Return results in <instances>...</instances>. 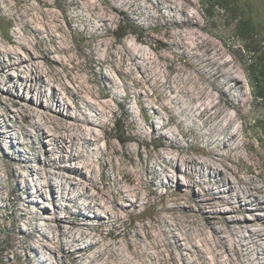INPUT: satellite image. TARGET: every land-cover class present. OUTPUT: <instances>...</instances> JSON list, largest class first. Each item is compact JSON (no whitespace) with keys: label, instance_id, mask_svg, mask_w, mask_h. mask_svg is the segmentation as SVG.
I'll return each instance as SVG.
<instances>
[{"label":"rangeland","instance_id":"rangeland-1","mask_svg":"<svg viewBox=\"0 0 264 264\" xmlns=\"http://www.w3.org/2000/svg\"><path fill=\"white\" fill-rule=\"evenodd\" d=\"M7 1L15 8L12 12L0 8V43L10 48L16 45L11 37L20 23L16 9L26 2L0 0V5ZM50 1V5L41 4L53 12L44 19L46 27L57 35V45L62 39L68 47L67 52H55L53 56H61L66 70L77 74L78 80L92 90L86 96L82 92L85 99L104 106V113L90 108L91 104L85 110L93 119H103V126L94 128L99 134L97 145L106 147L108 153L100 158L97 153L89 155L95 167L96 187L87 195L78 194L82 187L62 191L50 171L47 178L52 187L45 186L40 194L37 189L45 175L36 174L32 168L36 166L40 172L43 168L53 170L48 163L57 153L51 152L45 135L36 132L30 118L14 116L16 106L5 109L6 114L0 115V264H161L166 248L187 254L196 248L187 237L202 238L195 235L196 219L206 220L199 204L205 202L202 207L207 216H212L206 201L223 186L220 175L204 169L200 162L214 153L222 156L233 172L222 165L221 169L227 170L241 188L244 180H264V135L253 123V117L264 123V105L254 101L242 60L246 55L234 29L240 18L241 25L252 28L255 40L261 42L264 50V0H209L213 7L208 11L206 0H159L160 7L155 0H92L110 16L104 27L85 9L88 0ZM170 14L175 16L174 21ZM188 15L194 18V24L187 21ZM186 31L190 35L182 37ZM48 34H40L37 50L41 57L51 45ZM25 36L31 42L38 40L30 26ZM106 40L114 48L109 50ZM127 45L138 47L140 57L137 64L127 58L119 65ZM20 50L27 55L26 49ZM4 57L0 54V58ZM12 73L15 71L9 70ZM134 78H140L139 85L135 86ZM6 89L0 83V93ZM11 89L16 99L22 93L20 87ZM27 97L37 102L36 107L46 108V97L38 101L33 95ZM232 100L236 106L230 104ZM82 101L85 102L78 99L79 104ZM69 113L81 115L74 109ZM220 120L230 122L235 129L225 144L214 139ZM8 126L13 128L11 133L6 132ZM166 133L175 137L170 147L177 157L172 160L175 165L165 163L168 159L163 144L173 139ZM125 188L131 191L129 197ZM92 193L111 205L117 202V214L102 215L104 225L95 230L92 228L100 220L91 217V211L78 214L85 201L95 202L88 198ZM135 198L140 204L133 208ZM247 200L255 203L251 194ZM223 206L217 204L219 209ZM100 211L98 207L94 209ZM253 212L264 214L262 210ZM234 216L241 214L226 213L223 218L214 219L215 227H223V221ZM82 220L90 222L88 231L100 242L87 247L89 241L78 242L80 246L69 254L61 244L70 241L72 232L78 233L76 227L70 229L72 222ZM56 222L62 227L59 244L54 245L47 237L57 235ZM247 246L235 243V249L222 256L225 264L227 254L236 264L238 255L245 264H257L256 257L264 250V243ZM202 260L198 258L191 264H201ZM166 264L185 261L169 259Z\"/></svg>","mask_w":264,"mask_h":264},{"label":"bare ground","instance_id":"bare-ground-1","mask_svg":"<svg viewBox=\"0 0 264 264\" xmlns=\"http://www.w3.org/2000/svg\"><path fill=\"white\" fill-rule=\"evenodd\" d=\"M26 2L24 7L16 9V20L20 21L17 25L14 35L11 37L12 41L16 44L13 47L7 48L2 43H0V54L4 55V58H0V83L7 86L6 91L0 93V115L6 114L5 109H9L11 105L16 106V112L14 116L18 117H28L30 118V124L36 129V132H40L46 137V144L50 146L51 152H56L57 155L50 160L48 164L53 170L49 168H43L40 172V168L34 166L32 171L40 175L41 173L45 176L42 178L43 183L38 187L37 192L42 194L43 188L45 186L52 187L51 180L47 178V174L53 173L58 179V185L62 188V191L66 189H76L82 187V190H79L78 194L81 196L87 195L92 188L96 187L93 171L94 164L90 159L89 155L92 153H97L98 158L102 154L108 153L106 147L102 148L97 145L99 142V134L96 130L97 126H103L104 121L100 117L93 119L89 113L85 110L87 105H90V108L99 109L101 113H104V106L97 101H88L83 97L82 92L85 93V96L89 93L92 94V90L88 89L87 86L79 81V76L77 74L71 75L68 70H66V61L61 57H54L53 53L67 52L68 47L65 44V41L60 39L59 45L56 44L55 38L57 35L51 31H48L45 23V18L51 16L49 9L42 7V3L50 5L51 1L48 0H39L42 3H33L30 0H23ZM151 2L152 0H148ZM158 7L162 4H159ZM20 2V1H19ZM17 6V5H16ZM18 7V6H17ZM97 5L92 0H88L85 4V9L90 10L91 16L97 19V21H102L103 26L106 24V21L110 19L108 13L102 12ZM1 9L11 11L15 8V4L3 2L0 5ZM12 12V11H11ZM172 21L175 20L174 15H169ZM55 17V16H54ZM164 17V16H162ZM57 19V18H56ZM186 19L189 23L194 24L196 21L191 15L186 16ZM55 20V19H53ZM27 26H30L31 30L35 33L36 42L29 41L25 33L27 31ZM98 26V25H97ZM98 29L101 27H97ZM49 33L50 46H48L43 56L39 55L37 50V45L41 41L40 34ZM191 32L186 31L182 32V37H187ZM107 41V40H106ZM108 49H111V46L114 48V44L109 41L106 42ZM176 45L182 46V44L177 43ZM183 47V46H182ZM20 49H26L27 55H23ZM124 53L121 52L120 64L121 65L127 58L131 60L134 64H137V59L139 56V49L136 46L130 47L127 45L126 48L123 47ZM111 52V51H110ZM53 56V57H52ZM71 60V59H69ZM106 61V59H105ZM123 61V62H121ZM136 61V62H135ZM61 66V68H59ZM9 70H14L15 73L9 74ZM66 70V71H65ZM65 72V73H64ZM107 73V72H106ZM141 77V76H140ZM143 76L141 77V79ZM233 79V78H232ZM231 79H227V82H230ZM75 81L77 83H75ZM135 86L139 85L140 78H134ZM233 86V84H232ZM22 88V93L17 94V99L11 94V88L18 90ZM231 88V85H230ZM26 90V94L24 93ZM229 88L227 89V92ZM30 94L34 96V99L38 101L40 97H46L47 105L45 107H36L37 102L31 101L28 99L27 95ZM60 97V99L58 98ZM72 98V99H71ZM78 99H83L85 102L78 103ZM238 102V101H237ZM234 106L237 104L232 100L230 103ZM216 106V104L214 105ZM52 107H56V110H52ZM70 109L77 110L82 115H76L69 113ZM67 113V114H66ZM159 113V112H157ZM220 120L216 125L219 127L218 133L215 135V142L224 143L231 139L234 135L235 129L231 128L230 122H224ZM54 124L50 126V124ZM226 123V124H225ZM163 125L161 126V128ZM13 128L6 127V132L11 133ZM168 138H172L173 135L166 133ZM226 139V140H225ZM175 137L170 142L164 143L163 151L168 159V162L165 163L168 165H175L172 160H175L177 157L172 155L171 148L174 144ZM173 142V144H172ZM101 149V150H100ZM216 149V148H215ZM117 149L115 148L114 151ZM215 151V150H213ZM163 154V155H164ZM211 157H208L205 162H200L204 169L210 168L215 172V175H220V182L223 184L221 190H218L216 193L212 194L211 197L206 201L211 206V212L214 213L212 216H207L203 205L205 202L199 204L198 208L201 215L205 214V222H200L196 219L195 225L196 232L198 235H201V239L195 240L194 236L187 237L188 242L192 246H196L194 249H190L187 254L181 252H174L172 248H166V256L163 258L161 264H166L170 260H183L185 264H191L196 262L198 258L203 259L201 264H225L223 259V254L229 253L235 249V243H243L246 247H254L261 241L264 243V214L255 215L253 210H262L264 212V180H244V187H238L236 181L231 178L229 172L230 170L224 159L218 157L216 153ZM47 156V155H46ZM225 166L227 170L221 169L220 166ZM262 165L264 167V160H262ZM48 167V166H47ZM190 167V162L186 161V168ZM201 167V168H202ZM166 170V167H164ZM43 171V172H42ZM230 172H233L230 170ZM262 178V177H261ZM263 179V178H262ZM219 186V185H218ZM224 187V188H223ZM126 196L129 197L131 191L125 188ZM129 192V194L127 193ZM255 197V203L248 201V195ZM137 198V195H133ZM89 199L93 201H85L83 204V209H79L78 214L85 213L87 210L91 211L93 216L96 219L100 220L92 228L93 230L101 228L104 225V221L101 220V216L108 214V216H113L116 213L115 209L117 202L109 204V201H102L97 198V193H92L88 195ZM133 199L131 207H137L140 204V201ZM212 202V204H210ZM217 204L224 205L222 209L217 207ZM99 208L100 212H94L95 208ZM226 213H238L241 216H234L231 219L224 220V225H218L215 227L214 219L223 218V215ZM245 213L252 214L253 216L247 217ZM77 215V214H76ZM115 216V215H114ZM216 217V218H215ZM250 218V220H249ZM57 223L58 233L55 237H47V241L51 244H59L58 240L60 238V230L62 224ZM90 222L85 220L74 221L70 226V229L76 227L78 233L72 232L71 239L69 242H62L61 247H66L68 253L72 254L75 250V246L78 245V242L89 241L87 246L92 244H98L100 242L99 238L94 237V233H91ZM256 224L255 227H250V225ZM244 230H246L244 232ZM250 237L252 240H248ZM237 239V242L233 240ZM201 242V243H200ZM177 243V242H176ZM181 247V245H180ZM245 250V249H244ZM199 251V254H198ZM101 254V251H98ZM202 253V254H201ZM201 254V255H200ZM227 254L226 258L228 264H236L232 258ZM157 255H155V258ZM257 264H264V250L261 252L260 256L256 257ZM90 260H94L93 256L90 257ZM109 258L107 257L106 261ZM90 264V263H89ZM103 264H107L104 262ZM124 264V263H122ZM238 264H245L243 259H240L238 255Z\"/></svg>","mask_w":264,"mask_h":264},{"label":"trees","instance_id":"trees-1","mask_svg":"<svg viewBox=\"0 0 264 264\" xmlns=\"http://www.w3.org/2000/svg\"><path fill=\"white\" fill-rule=\"evenodd\" d=\"M204 6L207 11L213 7L209 0H206ZM234 29L236 31L235 36L241 43L246 55L242 60L247 70L248 80L252 84L254 101L256 104L264 105V50L261 42L255 40L254 36L256 34L252 28H247L245 23L241 25L240 18L237 19ZM237 30H239L238 33ZM253 123L255 127H258L259 132L264 135V123L258 117H253Z\"/></svg>","mask_w":264,"mask_h":264}]
</instances>
